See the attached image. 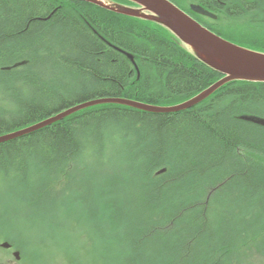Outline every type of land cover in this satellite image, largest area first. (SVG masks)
<instances>
[{
    "label": "trees",
    "instance_id": "trees-1",
    "mask_svg": "<svg viewBox=\"0 0 264 264\" xmlns=\"http://www.w3.org/2000/svg\"><path fill=\"white\" fill-rule=\"evenodd\" d=\"M172 1L205 7L216 20L191 4L184 10L207 27L222 21L208 28L264 53V0ZM223 30L244 34L237 40ZM221 78L156 23L78 0H0V136L94 99L176 105ZM246 115L264 117V83L230 82L178 113L101 104L2 143L1 219L15 207L14 221L32 224L43 204H56L51 220L62 225L70 264H82L72 241L82 242L79 256L106 264L105 253L98 259L93 252L117 237L134 254L120 260L140 261L143 234L156 247V234L169 225L171 237L184 231L179 246L163 252L166 264H241L249 247L264 255V128L242 120ZM113 139L123 149L114 151ZM170 193L176 196L167 199ZM227 199L257 212L236 216L247 228L234 233L231 225V235L219 238L214 221L223 219ZM127 200L141 212L137 223L123 222Z\"/></svg>",
    "mask_w": 264,
    "mask_h": 264
},
{
    "label": "water",
    "instance_id": "water-1",
    "mask_svg": "<svg viewBox=\"0 0 264 264\" xmlns=\"http://www.w3.org/2000/svg\"><path fill=\"white\" fill-rule=\"evenodd\" d=\"M101 7L105 10L132 18L154 22L170 31L181 44L201 63L223 75V78L191 99L174 106H157L125 98L94 99L73 106L55 116L34 125L0 136V144L31 134L83 109L101 104H119L149 113H178L189 110L212 96L216 91L230 82L243 81L264 83V53L255 51L212 32L195 20L171 0H127L138 7H130L112 0H78ZM191 9L202 16L217 19V16L201 5H191ZM134 62L131 54L125 53ZM243 120L264 127V118L243 116ZM3 248H10L5 241ZM19 260L20 252L14 253Z\"/></svg>",
    "mask_w": 264,
    "mask_h": 264
},
{
    "label": "rangeland",
    "instance_id": "rangeland-1",
    "mask_svg": "<svg viewBox=\"0 0 264 264\" xmlns=\"http://www.w3.org/2000/svg\"><path fill=\"white\" fill-rule=\"evenodd\" d=\"M181 3H182V6L184 7V9L188 8L189 5L191 4V2H187L186 5H183L184 3L182 1H181ZM212 24H213V26L217 25L220 27L223 25V22L218 21L216 24H214V23H212ZM212 24L210 23L209 26ZM223 27H225V26H223ZM223 31H227V34H230L231 36L236 35L235 37L237 38V40L240 39V37L244 34V32H242L241 34L238 35L237 34L238 30H223ZM252 31H254V30H247V32H252ZM161 106H163V105H161ZM105 134L108 136V138H109V135H111V133H109V132L108 133L106 132ZM113 140H114V143H113ZM113 140H112V143L115 146V147H113L114 151H115V149L117 150V148L122 147V143L120 140H118V139H113ZM124 148H126V147H124ZM107 149H108L107 155H112L111 154L112 153L111 146H108ZM122 149H123V147H122ZM123 154H125V153H123ZM171 154H172L171 157L175 158L174 151H171ZM84 159L86 161V157ZM29 172H30L29 173L30 178L32 179V177H34V174L32 172L31 164L29 167ZM100 177H102V176L100 175L99 178ZM94 182H97V180H95ZM182 189H184V188H182ZM3 193L5 194V191L1 192V190H0V200H1ZM11 195H16V193L13 191V194H11ZM168 195L169 196H167V199H170V198L175 197L176 193H172V194L170 193ZM13 197H15V196H13ZM131 197H132V194H131ZM10 200L13 201L12 198H10ZM41 200L43 201L42 197H40V199L36 200L37 201L36 203L42 202ZM5 202H7V201H5ZM257 202H258V205L263 203V201H260V200H258ZM4 205H6V204H4ZM134 205L130 202V200H127L125 202L124 206H125L127 214L124 217L123 222L124 221H130V219H131V221L135 220L136 223L138 222L139 216H141V212L138 210V208H137L138 206H134ZM240 205L245 206L244 204H240ZM236 206H237V204H233V202H231L230 199L229 200L227 199V201L225 203L224 210L222 209L223 219L221 221L215 219L214 223L217 227V231L219 233V238H225L228 234L231 235L230 234V232H232L230 230L231 225H233L232 229H233L234 233H235L234 228H238V229H241L243 227L247 228V226H243V225L239 226L242 224V220L238 221L237 222L238 224L236 223V221H235L236 216H239V215L245 216L248 213L253 214L254 212H257V210H254V209L251 210L252 208H248V206H246L244 210H242L241 208L239 210V209H237ZM43 207L45 208L44 215H42V216L38 215V217H35L37 221L32 223V224H30L29 222H26L24 220H15L14 221L15 212L19 211L15 207H13L11 210L5 211L3 213L4 220L8 219L7 222L3 221L1 219L2 217L0 215V264H70V262H72V261H70L69 256H68V255H71V253L66 254L63 250L64 249L63 246H65V245H64V243H62L61 238H62L64 232L60 233V231H59V229H61L62 225L60 224V227H59V223H56V222L51 220L52 216L54 217V215H55L54 210L56 211V208H58V206L56 204L52 203L51 207L49 204H43ZM0 209H1V207H0ZM240 211H243L244 214H241ZM167 212L168 211H166V214H167ZM35 213L38 214V211L37 212L35 211ZM225 213H227V215H225ZM262 215L260 213V217H262ZM142 216L147 217L148 215L144 214ZM250 216H248V218ZM226 217H228V219ZM248 218H247V220H248ZM43 219H47V220H46V222L41 223L40 220H43ZM60 221H62V218H60ZM180 229H181L180 231H177V230L174 231V234L172 235L174 237H171L170 234H168L171 231V225L166 226V227L164 226L163 228L159 229L158 234H156V247L155 246L153 247L149 243L148 238L145 237L143 234V236H142L143 252H140V254L143 255V259L140 261H137V262L136 261L131 262L130 264H166V263H164L165 253H163V252H166L168 248L169 249H175L176 247L179 246L178 237H179L180 232L184 231V228H180ZM121 238L122 237H119V238L117 237V238H114L111 240H109L110 239L109 238L108 239L109 241L106 240L105 242H103V244L100 245V247H103L105 249L104 250H100V249L96 250L95 252H93V255L99 259L102 255V253H105L107 255L105 258L106 264H126L125 262L123 263L120 259L123 257H130L133 259L134 254L129 250H128V252L125 251V248L123 247L124 244L122 243ZM5 241H8L9 243H11L13 245V247L15 248V251L20 252L21 258H22L21 262L18 263L16 261V259L13 258L14 257L13 254L11 256L7 255L5 249L1 248V244ZM71 244H72V246L71 245H69V246H71L72 251H74V250L76 251L75 252L76 257H77L76 259L79 258V262L82 264H91V258L92 257L90 255H80L79 256V254H77L78 250L79 251L84 250L81 247L82 242L79 241V242L74 243V241H72ZM83 245H84V242H83ZM161 248H162V250H161ZM88 249H89L90 253L92 254L93 250L91 251L90 247ZM155 250H156V257L154 256ZM247 250H251L252 252L244 254V255H246V257H245L246 260L243 261L241 264H264V255L263 254L262 255L256 254L255 249L253 247H249V248H247ZM84 252H86V251H84ZM123 253H125V254H123ZM198 255L201 256L199 252H198ZM174 262H173V264H175Z\"/></svg>",
    "mask_w": 264,
    "mask_h": 264
},
{
    "label": "flooded vegetation",
    "instance_id": "flooded-vegetation-1",
    "mask_svg": "<svg viewBox=\"0 0 264 264\" xmlns=\"http://www.w3.org/2000/svg\"><path fill=\"white\" fill-rule=\"evenodd\" d=\"M117 1H119V0H117ZM14 252H15V248L12 246L11 248H9V249H7L6 250V253H7V255H9V256H11L12 254H13V256H14ZM14 258V257H13ZM22 259V258H21ZM18 263L19 262H21V260L20 261H17Z\"/></svg>",
    "mask_w": 264,
    "mask_h": 264
},
{
    "label": "bare ground",
    "instance_id": "bare-ground-1",
    "mask_svg": "<svg viewBox=\"0 0 264 264\" xmlns=\"http://www.w3.org/2000/svg\"><path fill=\"white\" fill-rule=\"evenodd\" d=\"M117 98H121V97H117Z\"/></svg>",
    "mask_w": 264,
    "mask_h": 264
}]
</instances>
